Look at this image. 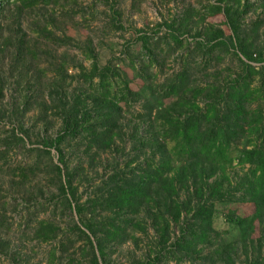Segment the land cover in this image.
Instances as JSON below:
<instances>
[{
    "label": "trees",
    "instance_id": "16d2710c",
    "mask_svg": "<svg viewBox=\"0 0 264 264\" xmlns=\"http://www.w3.org/2000/svg\"><path fill=\"white\" fill-rule=\"evenodd\" d=\"M66 1L4 0L0 10V59L7 58L8 73L15 75L13 86L23 89V106L10 111L15 123L0 136V159L12 146L24 144L27 132L19 119L30 105L29 91L43 93L45 98L38 103L42 113L37 117L49 111L60 120L54 135L39 138L44 153L48 155L54 147L57 154L56 162L49 158L55 186L49 197L55 199L59 213H74L79 221L70 226L77 231L75 237L63 230L58 237L59 226L52 218L28 216L34 220L33 236L46 242L56 238L59 256L66 251L65 240L82 239L77 247L83 264H110L107 247L134 238V230L146 232L150 226L156 261L172 257L190 264H236L237 249L250 246L256 251L244 257V264H264L258 253L264 243V54L257 37L259 18L244 21L253 2L206 1L201 8L188 6L163 21L173 47L183 51L178 53V66L158 79L161 68L155 48L160 36L153 39L147 33L137 36L138 57L129 58L127 71L109 59L100 63L87 37L81 51L90 59L89 66L78 61L77 71L67 74L63 55L55 53L57 46L78 45L69 42V34L55 32L60 28L58 15L75 12L65 6ZM99 1L112 7L113 0ZM259 5L264 7V0ZM215 14L222 17L219 23L226 32L207 22L192 32L191 45L186 41L182 47L180 36L191 28L193 15L203 20ZM26 16L31 36L21 27ZM42 52L50 58L41 66ZM224 54L235 59L231 63L236 68L227 65L226 73L218 77L220 69L208 65ZM198 73L206 76L200 82L195 78ZM66 77L75 80L71 91L66 90ZM4 81L0 73V94ZM126 111L127 131L122 125ZM68 138L79 141L88 158L116 138L128 143L125 151L124 145L119 148L124 152L121 162H113L96 182L85 178L91 189L83 200L72 184L81 164L69 166L61 145ZM232 163L236 170H231ZM8 172L17 175L24 188L34 166L17 165ZM3 189L0 185V211L5 204ZM228 202L233 205L226 206L223 220L237 228L236 236L215 241L217 205ZM241 204L250 209L244 210ZM1 217L0 213L3 224ZM172 227L175 235L170 233ZM213 241L216 245L206 251ZM3 245L0 240V249ZM55 250L54 245L49 249L51 258ZM11 259L15 260L13 254ZM71 260L69 256L65 264Z\"/></svg>",
    "mask_w": 264,
    "mask_h": 264
},
{
    "label": "rangeland",
    "instance_id": "374dc122",
    "mask_svg": "<svg viewBox=\"0 0 264 264\" xmlns=\"http://www.w3.org/2000/svg\"><path fill=\"white\" fill-rule=\"evenodd\" d=\"M206 1L216 0H113L112 7H108L99 0H67L65 6H71L72 10L75 9V12L70 15H58L56 23L59 24L60 28L55 29V32L69 34L71 36L69 42L73 43L75 41L78 42V45L64 44L57 46L55 53L63 55L67 74L77 71L75 64L78 61L88 67L90 59L83 57L81 46L85 38L89 37L100 63L109 59L110 63H117L127 71L130 67L129 58L138 57L140 41L137 36L140 33H147L153 39H155V36H160L156 38L157 46L155 50L158 51L157 55L161 68V71L158 72V79H161L165 73L178 66L177 56L182 50L181 47H173L174 41L167 36V29L163 21H170L177 13L188 9V6L195 9L201 8ZM249 1L253 4L244 14V21L259 18L257 37L259 44L263 47L264 54V7L259 5V0ZM221 18L220 15L215 14L206 16L201 20L197 18V15H193L189 24L191 28L184 31L180 36L182 47L186 46V41H190V46L192 32L201 28L202 24L207 22L224 27L223 30L226 32L225 26L219 23ZM29 19V16L23 17L21 27L27 30L28 35L31 36L33 31L27 27ZM2 20L6 21L5 17ZM117 24H120V26ZM40 44L43 48H46L42 42ZM142 56L144 57L143 54ZM222 57L217 62L212 60V65H208L209 69L215 67L220 69V73L217 74L218 77H223L227 65L229 68H236L231 63V60L235 62L233 57L230 58L227 54ZM41 58L43 60H40L39 64L42 66L50 57L48 53L42 52ZM7 62V58L0 59V73L1 76L5 77L0 94V112H4L3 116L0 117V136L8 133L10 126L15 123L14 115L10 114V111L15 107L21 108L23 106L21 101L23 89L13 86L12 80L15 75L8 73ZM49 74L50 72L47 71V75ZM204 77L206 76L198 73L195 76L196 82L202 81ZM65 82L66 90L71 91L75 85V80L66 77ZM29 93L31 95L30 105L19 119L27 132V136H24V144L12 146L5 151L4 159H0V185L4 188L2 192L5 200V204L0 211L1 218H5V223L0 224V240L4 241V247L0 249V264H65L69 256L72 257L71 264H83L84 261L80 260V250L77 247L82 239H76L73 243L65 240L68 242L66 251H63L59 256L61 246L56 238L50 242L40 241L32 233L35 218L43 216L52 218L58 224L60 231L58 237L62 235V230L66 232L65 235L75 237L77 231L71 229L70 226L73 222L79 224V221L74 213L69 214L68 211L59 213V206L53 203L55 199L49 197V194L54 192L55 188L52 182L54 180L51 181L50 178L52 170L49 158L56 162L57 154L54 147L49 148L50 153L48 155L44 153L41 150L39 138L54 135L60 126V120L58 116L52 115L51 117L49 111L44 115L42 114L43 117H37L38 114L42 113L38 103L42 98H45V95L38 91L34 94L32 90ZM132 107L137 108V104ZM125 116L122 118V125L123 130L127 131L128 120L126 118L129 117L128 111H126ZM18 134L22 133L18 132ZM61 145L69 166L81 164V168L78 167L80 173L75 175L72 181V184L76 186V191L81 194L80 200L85 198L87 192L91 189V182H96L100 173L107 172L113 162L118 163L123 160V151L128 147L127 141L121 142L116 138L109 147L97 151L92 158H88L82 150L83 145L77 140L68 138V141H63ZM123 145V151L119 150ZM28 164L34 166V172L29 174L24 188H22L21 182L16 181L18 176L8 171L13 166ZM236 169L237 165L233 164L231 170ZM87 176L93 177L90 183L85 179ZM232 203L228 202L225 206L219 203L217 205L218 210H216V217L213 220V226L217 233L215 241H218V239L230 240L236 236L237 228L223 220L226 206L229 207L233 205ZM240 206L246 211L250 209L243 204ZM141 213H139V217ZM28 216L30 218L35 216L34 220L29 221L26 218ZM133 232L134 238H128L121 244L107 247L110 264H190L188 260L176 262L172 257L161 258L160 261H156L153 258L155 236L151 227L148 226L146 232L138 229ZM176 232V228L172 227L170 233L175 235ZM252 235H255V233L252 232ZM64 239L66 238L63 237L62 240L64 241ZM213 243L209 242V246H206L205 250L212 249L216 245L214 241ZM53 245L56 247L55 257L51 258L48 252ZM255 251L250 246L237 249L235 263L244 264V257L254 254ZM258 253L264 260V243L262 244V242ZM11 254L15 256L14 261L11 259ZM203 264L212 263L206 261Z\"/></svg>",
    "mask_w": 264,
    "mask_h": 264
},
{
    "label": "built area",
    "instance_id": "2783aa9c",
    "mask_svg": "<svg viewBox=\"0 0 264 264\" xmlns=\"http://www.w3.org/2000/svg\"><path fill=\"white\" fill-rule=\"evenodd\" d=\"M3 2H4V0H0V10L2 8Z\"/></svg>",
    "mask_w": 264,
    "mask_h": 264
}]
</instances>
